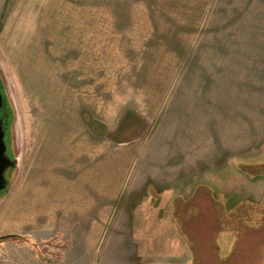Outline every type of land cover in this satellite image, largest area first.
I'll list each match as a JSON object with an SVG mask.
<instances>
[{"label": "rangeland", "instance_id": "374dc122", "mask_svg": "<svg viewBox=\"0 0 264 264\" xmlns=\"http://www.w3.org/2000/svg\"><path fill=\"white\" fill-rule=\"evenodd\" d=\"M0 73L18 170L51 126L80 127L106 165L150 135L139 111L155 99L159 124L195 130L174 188L144 179L115 205L101 199L113 211L77 264H264V177L240 172L264 165V0H0ZM41 225L4 232L20 239L0 245V264H69L77 239ZM146 232L159 233L156 261Z\"/></svg>", "mask_w": 264, "mask_h": 264}, {"label": "crops", "instance_id": "0c3cea01", "mask_svg": "<svg viewBox=\"0 0 264 264\" xmlns=\"http://www.w3.org/2000/svg\"><path fill=\"white\" fill-rule=\"evenodd\" d=\"M164 107L163 102L155 99L148 103L144 114L139 111L141 116L151 120L154 125L152 132L141 140L142 143L131 145L119 155L108 150L106 165L91 163L95 150L91 145L85 146L86 139L83 133H79L77 125L76 130L65 127L64 133L60 132L63 129L53 130L51 126L49 129L52 131L44 134L43 138L37 135V128L28 149L26 167L22 165L23 169L18 170L12 184L10 203L0 214V237H20L19 234L4 232L31 226L40 228L43 223L45 227H60L68 231V236L77 239L68 256L69 264H77L78 246L88 251L95 249L99 244L101 213L103 218L107 213L106 221L113 211L109 210L104 215L100 208L101 199L103 205H115L120 191L132 192L144 179L174 188L179 174L184 172L178 162L180 141H192L195 130L188 127L189 124H183L184 131H181V128L169 125L168 120L159 124V115ZM182 148L185 150V145ZM84 153L89 158L87 166L84 165ZM7 243L13 242L8 241L1 246ZM79 257L81 260V255Z\"/></svg>", "mask_w": 264, "mask_h": 264}, {"label": "flooded vegetation", "instance_id": "af4514ba", "mask_svg": "<svg viewBox=\"0 0 264 264\" xmlns=\"http://www.w3.org/2000/svg\"><path fill=\"white\" fill-rule=\"evenodd\" d=\"M0 96H1V102H0V182L5 181V184H7V189L5 191L0 192V196H1L3 194H8L10 192L11 184H13V181L16 179L17 174H18V169H19V166L16 168L13 167V165H15L16 163V160H19V151H18L17 143L13 136V131L10 129L13 117L8 107L7 96L5 94L3 77L1 73H0ZM258 166L259 165H252V166L245 165V167H248L250 169L245 170V172L241 170L240 172L242 174H247L248 176H251V178L263 177L261 175H257V176L253 175V174L258 173V170H257ZM249 173L252 175H250ZM171 196L172 195H170V193H166V195H163L162 197L163 199H166L167 202H170ZM178 200H179L178 198L171 199L170 203L172 205V212L174 211V207H175L174 204ZM175 219L176 221L179 220L177 216ZM157 237L158 239H156L155 236H152L151 233L149 235V232H146V236L143 235L141 237L143 238V241H144L142 249H144V252L153 251V253H155L156 255V257L154 258L155 261L156 259L157 260L159 259V257H157V255L159 254V233L157 234Z\"/></svg>", "mask_w": 264, "mask_h": 264}, {"label": "trees", "instance_id": "16d2710c", "mask_svg": "<svg viewBox=\"0 0 264 264\" xmlns=\"http://www.w3.org/2000/svg\"><path fill=\"white\" fill-rule=\"evenodd\" d=\"M245 170H249V168L248 167H245L244 166V168H243V172H245ZM257 170H258V173L257 174H253L254 176H257V175H261V176H263L264 177V165L263 166H258L257 167ZM251 172V171H250ZM253 173V172H252ZM250 174V173H249ZM250 175H252V174H250ZM11 238V236H6V237H1L0 238V244L1 243H3V242H5V241H7V240H9Z\"/></svg>", "mask_w": 264, "mask_h": 264}, {"label": "water", "instance_id": "95a60500", "mask_svg": "<svg viewBox=\"0 0 264 264\" xmlns=\"http://www.w3.org/2000/svg\"><path fill=\"white\" fill-rule=\"evenodd\" d=\"M0 102H1V96H0ZM18 166H19V160H16V163H15V165H13V167L16 168ZM6 189H7V184H5V181L4 182L1 181L0 182V192L5 191ZM14 239H18L19 240L20 238L18 236H11V238L9 240L5 241V242H8V241H11V240H14ZM5 242H3V243H5Z\"/></svg>", "mask_w": 264, "mask_h": 264}]
</instances>
